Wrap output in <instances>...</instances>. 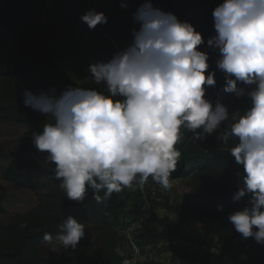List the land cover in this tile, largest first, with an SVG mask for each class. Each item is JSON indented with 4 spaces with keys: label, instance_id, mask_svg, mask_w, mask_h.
Listing matches in <instances>:
<instances>
[{
    "label": "clouds",
    "instance_id": "clouds-1",
    "mask_svg": "<svg viewBox=\"0 0 264 264\" xmlns=\"http://www.w3.org/2000/svg\"><path fill=\"white\" fill-rule=\"evenodd\" d=\"M120 7L129 5L122 0ZM80 20L90 30L107 23L94 9ZM132 20L138 27L130 42L89 65V86L70 85L59 94L23 91V105L48 120L33 133L36 151L54 164L53 178L67 199L81 204L91 191L101 203L125 188L143 190L149 178L171 190L181 157L176 145L186 133L200 141L215 134L224 145L234 140L228 151L242 171L231 199L246 198V204L228 220L242 238L264 245V0H222L206 41L190 22L151 0L136 6ZM202 47L215 55V70ZM217 71L223 91L244 104L242 110L208 96ZM58 227L55 238L44 235L53 247L76 249L85 237L84 223L71 216Z\"/></svg>",
    "mask_w": 264,
    "mask_h": 264
},
{
    "label": "trees",
    "instance_id": "trees-1",
    "mask_svg": "<svg viewBox=\"0 0 264 264\" xmlns=\"http://www.w3.org/2000/svg\"><path fill=\"white\" fill-rule=\"evenodd\" d=\"M122 0H0V36L20 44L12 60L0 50V121L22 124L26 131L20 144L6 153L4 179L16 187L42 192V201L23 213H16L10 222L0 221V264H156L153 261H132L134 249L144 255L161 244L169 252L168 264H264V245L252 238L244 239L235 231L228 216L246 204V198L234 203L238 171H242L228 149L215 134L200 141L186 133L176 171L170 179L186 181L180 200L170 199L169 190L162 189L151 178L143 190L125 188L97 203L89 191L83 203L65 197L53 178L54 164L46 154L36 151L32 138L39 133L45 116L23 105L25 89L33 93L54 89L59 94L67 86H89V65L105 62L131 40V30L138 27L132 13L143 0H123L129 7H120ZM153 5L174 13L181 21L190 22L207 40L214 34L212 11L222 0H151ZM90 9L103 12L107 23L90 30L80 17ZM209 52L210 70H215V55ZM45 79L37 89L25 86L21 93L14 87V75H32ZM215 89L208 96L241 110L245 107L231 94L223 91L224 81L216 72ZM94 87V85H93ZM231 110V109H230ZM103 195V193H101ZM5 195L0 194V212L4 211ZM223 211H217V206ZM163 207L176 216H158L155 209ZM148 214L155 230L144 228L126 237L140 213ZM85 225V237L76 249L58 258L42 251L48 243L45 233L55 238L58 225L67 217ZM190 221L214 223V239L188 236L189 244H171L179 238L182 226ZM21 224L25 227H21ZM93 230L91 232L90 230ZM167 264V263H166Z\"/></svg>",
    "mask_w": 264,
    "mask_h": 264
},
{
    "label": "rangeland",
    "instance_id": "rangeland-1",
    "mask_svg": "<svg viewBox=\"0 0 264 264\" xmlns=\"http://www.w3.org/2000/svg\"><path fill=\"white\" fill-rule=\"evenodd\" d=\"M19 49V43L12 41L4 36H0V50L3 51L10 58V60H12V55L14 53H17ZM44 79V76L35 74L31 76L30 83H27L26 75H14V87L19 93L23 91V88L26 85L29 86L30 89L35 90ZM25 131L26 128L22 124L0 121V194L5 195L3 204L4 211L0 212V221L2 223L10 222L16 213L26 212L42 201V192H35L24 187L13 186L3 177L8 162L6 153L20 144ZM172 184L173 187L171 188V190H169L170 199L180 200V197L186 190L188 184L186 183V181H174L172 182ZM155 213L160 217L167 216L172 220H177L174 214L169 213L163 207L155 209ZM214 225L215 224L212 222H187L182 226L179 232V238L173 239L171 244H180L182 246H185L189 244L188 236L196 238L198 237L200 239H214V235L212 233V228L214 227ZM144 228H148L151 230L157 229L154 223L150 221L148 214L141 212L139 218L134 221V223L130 227L129 232H127L126 234V237L130 241V243L133 234L138 230H142ZM90 231L93 232L92 229ZM160 247L161 244H158L157 248L160 249V252H158L157 249H147L144 255H138L136 253V251L138 250L135 248V256L132 261H153L156 264L170 263L169 252H164ZM41 249L43 252L54 259L65 255L69 250H65L63 247L59 246L53 247V245L49 243L44 244Z\"/></svg>",
    "mask_w": 264,
    "mask_h": 264
},
{
    "label": "built area",
    "instance_id": "built-area-1",
    "mask_svg": "<svg viewBox=\"0 0 264 264\" xmlns=\"http://www.w3.org/2000/svg\"><path fill=\"white\" fill-rule=\"evenodd\" d=\"M136 253L138 254V251H136Z\"/></svg>",
    "mask_w": 264,
    "mask_h": 264
}]
</instances>
